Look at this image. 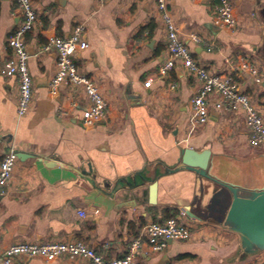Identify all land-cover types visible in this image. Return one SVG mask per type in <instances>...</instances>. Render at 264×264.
I'll list each match as a JSON object with an SVG mask.
<instances>
[{
  "label": "crops",
  "instance_id": "0c3cea01",
  "mask_svg": "<svg viewBox=\"0 0 264 264\" xmlns=\"http://www.w3.org/2000/svg\"><path fill=\"white\" fill-rule=\"evenodd\" d=\"M32 1L38 22L25 39L34 99L26 115L17 113V77L0 76V161L11 142L23 153L0 191V254L17 242L81 240L106 258L123 257L146 224L177 213L193 238L172 241L161 252L144 244L135 264H264V251L244 256L239 236L215 221L222 204L211 189L204 198L208 179L179 162L184 147L209 149L210 175L258 189L264 144L251 146L244 118L214 106L210 120L190 131L197 80L181 66L160 76L168 52L156 0ZM231 1L239 20L234 31L214 24V0H170L169 8L200 63L221 73L244 56L264 81V0ZM21 19L16 2L0 0V67L12 56L9 36ZM80 23L87 46L76 62L108 101L107 119L92 126L82 124L79 90L62 85L58 95L49 93L56 53L44 46ZM238 74L264 115V89L255 74L242 67ZM140 174L153 180L143 182ZM134 178L137 186H130ZM12 264L90 263L19 256Z\"/></svg>",
  "mask_w": 264,
  "mask_h": 264
},
{
  "label": "built area",
  "instance_id": "2783aa9c",
  "mask_svg": "<svg viewBox=\"0 0 264 264\" xmlns=\"http://www.w3.org/2000/svg\"><path fill=\"white\" fill-rule=\"evenodd\" d=\"M13 1L17 3L22 19L9 36L8 44L12 56L0 67V76L17 77L19 85L17 113L19 116H24L31 110L34 99V79L28 66L30 53L25 38L38 22V12L32 0ZM214 1H216L214 24L219 28L236 30L239 20L234 12V3L231 0ZM156 2L163 20L168 52L159 67L160 76H166L177 66H181L197 80L198 85L190 101V131L210 120L211 109L214 106L216 109L242 116L248 130L249 144L253 147L263 145L264 115L241 84L238 74L239 67L250 70L255 74L254 81L263 87L264 81L256 74V68L247 63V59L242 56L239 57L241 65H232L228 71L220 73L208 69L194 58L191 49L181 39L178 24L169 8L170 0H156ZM84 32V24H77L70 35L52 37L44 46V50H54L56 53L57 68L49 81L50 95H58L62 85L72 87L73 91L79 90L85 96L82 124L92 126L107 119L108 101L95 81L83 73L76 62V55L87 46L83 38ZM192 37L196 42H203L202 37L198 35ZM171 88H175V84H172ZM73 105L76 106L77 102L74 101ZM18 158V149L11 142L0 161V191L10 183ZM98 212L99 210H95V214ZM193 236L192 227L182 219V215H178L164 221L146 224L140 235L133 239L128 252L123 257L106 258L81 240L17 242L0 254V264H12L19 256H39L47 261L63 257L69 260L85 259L90 264H135L144 244L154 252H161L170 242L189 241Z\"/></svg>",
  "mask_w": 264,
  "mask_h": 264
},
{
  "label": "water",
  "instance_id": "95a60500",
  "mask_svg": "<svg viewBox=\"0 0 264 264\" xmlns=\"http://www.w3.org/2000/svg\"><path fill=\"white\" fill-rule=\"evenodd\" d=\"M22 154L18 152L19 157ZM210 157L211 152L209 149L197 151L184 147L180 150L179 162L181 168L193 170L208 179L209 183L204 187L203 196L205 198V195H208L211 189V196L222 204L220 208L216 209L215 221L239 236L242 254L246 256L264 251V185L261 188L253 189L224 182L213 177L209 173ZM157 174L158 171H156V177ZM139 176H141L143 182L153 180L141 174ZM120 182L117 183L116 187L120 185ZM133 182L130 186H137V178H134ZM152 185L155 189V183ZM199 205L203 207L204 204L201 201ZM200 214L203 217L205 216V213L201 212Z\"/></svg>",
  "mask_w": 264,
  "mask_h": 264
},
{
  "label": "trees",
  "instance_id": "16d2710c",
  "mask_svg": "<svg viewBox=\"0 0 264 264\" xmlns=\"http://www.w3.org/2000/svg\"><path fill=\"white\" fill-rule=\"evenodd\" d=\"M178 214L177 213H174L173 215H172V217H175V216H177Z\"/></svg>",
  "mask_w": 264,
  "mask_h": 264
}]
</instances>
